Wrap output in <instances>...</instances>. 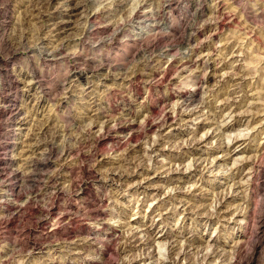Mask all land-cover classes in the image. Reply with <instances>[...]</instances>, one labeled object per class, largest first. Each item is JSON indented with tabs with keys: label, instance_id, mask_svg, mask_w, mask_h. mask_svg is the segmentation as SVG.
Wrapping results in <instances>:
<instances>
[{
	"label": "rangeland",
	"instance_id": "rangeland-1",
	"mask_svg": "<svg viewBox=\"0 0 264 264\" xmlns=\"http://www.w3.org/2000/svg\"><path fill=\"white\" fill-rule=\"evenodd\" d=\"M40 1L0 0V264L102 258L98 241L87 250L62 239L99 225L89 218L100 182L115 214L106 224L132 243L110 262L264 264V0ZM159 68L168 77L146 86ZM194 86L202 100L181 108L177 93ZM152 106L151 120L168 109L173 125L149 135L137 125L126 147L124 134L105 131L142 125ZM91 166L101 176L87 179L91 192L51 195V174L70 189Z\"/></svg>",
	"mask_w": 264,
	"mask_h": 264
},
{
	"label": "bare ground",
	"instance_id": "bare-ground-1",
	"mask_svg": "<svg viewBox=\"0 0 264 264\" xmlns=\"http://www.w3.org/2000/svg\"><path fill=\"white\" fill-rule=\"evenodd\" d=\"M38 1V0H37ZM48 1V0H47ZM52 1V0H51ZM73 1V0H72ZM71 1V2H72ZM34 2V1H33ZM43 2V1H42ZM45 2V1H44ZM79 2V1H78ZM36 3V2H35ZM39 3H41V1L39 0ZM77 3V1H75V4ZM31 4V3H30ZM38 5V4H37ZM70 5H71V3H70ZM77 5V4H76ZM30 6H32V5H30ZM30 6H29V8H30ZM40 6H42V5H40ZM39 6V7H40ZM47 6V5H46ZM45 6V7H46ZM75 6V5H74ZM38 7V6H37ZM44 7V6H43ZM48 7V6H47ZM41 8V7H40ZM56 8V7H55ZM73 8V7H72ZM219 8V7H218ZM70 9V8H69ZM41 10V9H40ZM202 10V9H201ZM29 11H31V9H29ZM74 11V10H73ZM34 12V11H33ZM32 12V13H33ZM51 12V11H50ZM202 12V11H201ZM36 13H37V11H36ZM88 13V12H87ZM35 14V13H34ZM39 14V13H38ZM200 14V13H199ZM31 15V14H30ZM29 15V16H30ZM59 15V14H58ZM37 18V17H36ZM127 21V20H126ZM87 22V21H86ZM20 23V22H19ZM57 23V22H56ZM55 23V24H56ZM120 23V22H119ZM118 23V24H119ZM122 23V22H121ZM58 24V23H57ZM59 24H60V22H59ZM126 24V23H125ZM83 27H84V25H82ZM118 27V26H117ZM116 28V27H115ZM121 28V27H120ZM58 31V30H57ZM64 31V30H63ZM117 31H119V29L117 30ZM80 35V34H79ZM9 36V35H8ZM9 38V37H8ZM15 38V37H14ZM24 38V37H23ZM65 38V37H64ZM63 38V39H64ZM11 39V38H10ZM13 39V38H12ZM11 39V40H12ZM21 40V39H20ZM84 41V40H83ZM9 42V41H8ZM36 42V41H35ZM38 42V41H37ZM61 42H63V41H61ZM10 43V42H9ZM12 43H14L13 41H12ZM11 43V44H12ZM16 43H17V41H16ZM26 43V42H25ZM24 43V44H25ZM15 44V43H14ZM18 44H20V43H18ZM13 45V44H12ZM63 45V44H62ZM14 46H17V47H19V45H14ZM21 46V45H20ZM43 46V45H42ZM47 46V45H46ZM16 47V48H17ZM55 47V46H54ZM57 47H59V46H56V48ZM15 48V47H14ZM64 48V47H63ZM42 49V48H41ZM44 50V49H43ZM52 50H55V49H52ZM66 53V52H65ZM64 53V54H65ZM61 55V54H60ZM203 55V54H202ZM210 58V57H209ZM42 59V58H41ZM49 59V58H48ZM37 62V61H36ZM39 62H40V60H39ZM42 63V62H41ZM121 63V62H120ZM189 63H192V61H190ZM194 63V62H193ZM104 64V63H103ZM109 64H110V62H109ZM112 64V63H111ZM105 65V64H104ZM147 65H148V63H147ZM173 65V64H172ZM190 65V64H189ZM193 65V64H192ZM102 66V65H101ZM139 66H140V64H139ZM144 66V65H143ZM182 66H183V64H182ZM182 66H181V68H182ZM106 67V66H105ZM156 67V66H155ZM160 67V66H159ZM170 67H172V66H170ZM169 67V68H170ZM184 67V66H183ZM190 67V66H189ZM217 67V66H216ZM8 68V67H7ZM79 68V67H78ZM116 68H118V69H120V71L122 70L123 72H120L119 74H121L122 76L124 75V74H126L125 73V70H126V68H124L123 66H117ZM107 69V68H106ZM164 69V68H163ZM162 68H159V69H155V70H153L149 75H148V78H146L145 80H144V82H145V84H146V86H149V82L153 79H158V81L159 80H161V79H163V78H165L166 79V76H167V70L166 69H168V68H166V69H164L163 70ZM188 69H190V68H188ZM102 70V69H101ZM131 70V69H130ZM214 70H216V69H214ZM214 70H213V72H214ZM11 71V70H10ZM106 71V70H105ZM105 71L103 72V73H105ZM0 72H2V71H0ZM32 72V71H31ZM97 72V71H96ZM99 72V71H98ZM130 72V71H129ZM182 72V71H181ZM212 72V71H211ZM8 73V72H7ZM110 73V72H109ZM116 73V72H115ZM133 73V72H132ZM214 73H216V72H214ZM214 73L213 74H211L210 73V75H208V77H206V78H204L203 80H199V82L197 83L196 82V84H199V83H205L206 81H209L211 78H213L214 77ZM2 74V73H1ZM10 74V73H9ZM37 74V73H36ZM118 74V73H117ZM119 74H118V76H119ZM141 74V73H140ZM219 74V73H218ZM7 75V74H6ZM73 75V74H72ZM83 76L84 75V73L82 72V71H76L75 73H74V76ZM106 75H108V73L106 74ZM134 75V74H133ZM203 75V74H202ZM132 75H130V77H131ZM139 76L140 75H137V74H135L134 76H132V78L130 79L131 81L130 82H134L136 79H138L139 78ZM7 77V76H6ZM126 77V76H125ZM142 77V76H141ZM140 77V78H141ZM168 77V76H167ZM15 78V77H14ZM119 78V77H118ZM129 78V77H128ZM186 78V77H185ZM12 79V78H11ZM40 79V78H39ZM197 79V78H196ZM122 80V79H121ZM126 80V79H125ZM8 82V81H7ZM10 82V81H9ZM13 82H14V80H13ZM129 82V83H130ZM183 82V81H182ZM3 84V83H2ZM5 85V84H4ZM3 85V86H4ZM16 85V84H15ZM66 85V84H65ZM122 85V84H121ZM191 85V84H190ZM9 86V85H8ZM12 86V85H11ZM131 86V85H130ZM205 86H207V85H205ZM201 87V86H200ZM116 88V87H115ZM149 88V87H148ZM147 88V89H148ZM194 89H192V90H194V91H181V92H179V93H177V97H178V99H180V100H182V102L181 103H179V104H182L183 103V105L181 106V108L182 107H184V106H186L187 108L189 107V106H191L192 107V105H194L195 103H197L198 102V100L200 99V98H198V96H197V93H196V91H197V88H196V86H194L193 87ZM262 88V87H261ZM2 89V86H0V90ZM11 89V88H10ZM117 89V88H116ZM121 89V88H120ZM150 89V88H149ZM115 90V89H114ZM114 90H112V91H114ZM2 91V90H1ZM123 92V91H122ZM171 98V97H170ZM3 99V98H2ZM168 99V98H167ZM172 99V98H171ZM170 99V100H171ZM200 100H202V99H200ZM64 101V100H63ZM197 101V102H196ZM205 100H203V102H204ZM1 102V101H0ZM61 103V102H60ZM205 103V102H204ZM203 103V104H204ZM200 104H201V102H200ZM3 105V104H2ZM4 106H5V104H4ZM7 106V105H6ZM195 106V105H194ZM197 106V105H196ZM2 107V106H1ZM185 107V108H186ZM10 108V107H9ZM190 108V107H189ZM2 109V108H1ZM198 108H196V110H197ZM180 110V109H179ZM187 110V109H186ZM148 111V110H147ZM182 111V110H181ZM190 111H194V109H192V110H190ZM150 112H156V107H154V106H152V107H150L149 108V111L145 114V119L143 118V120H144V122L142 123V125H140L141 123V121L140 122H138V123H140V124H137L136 122H134V121H130V122H128L127 123V121L126 122H123V123H119V122H113L114 124H108L107 123V125H104L105 126V131L107 132V133H112V134H117V133H122V134H124V137H123V140H121L122 141V143H123V145L126 147V144L127 145H130L131 144V142H135V141H137V139H139L140 137H141V132L143 131V132H145V134L146 135H149V133H151V132H155V131H157V130H161V129H166L167 127H169V126H171V125H173L172 123H173V120H174V115H176V114H174V115H172V113L170 112V111H168V109L166 110H164L161 114H160V116H159V118L157 119V120H151L150 119ZM2 113V112H1ZM181 113V112H180ZM183 113V112H182ZM181 113V114H182ZM195 114V113H194ZM199 114V113H198ZM144 115V114H143ZM11 116V115H10ZM101 116V115H100ZM133 116V115H132ZM131 117V116H130ZM99 118V117H98ZM176 118H177V116H176ZM208 119V118H207ZM124 120H125V118H124ZM118 121V120H117ZM121 121V120H120ZM123 121V120H122ZM99 122H101V121H99ZM109 122V121H108ZM106 123V122H105ZM112 123V122H111ZM225 123V122H224ZM97 125V124H96ZM137 125H138V127L140 126V128H141V130H136V127H137ZM100 126V125H99ZM103 126V127H104ZM101 128V127H100ZM91 129V128H90ZM102 129V128H101ZM104 129V128H103ZM101 131V132H100ZM100 131H98V132H100V133H97V135H95L94 136V140L92 141L95 145H97V144H101L102 142H104V140H105V135H106V133L104 132V130L102 131V130H100ZM141 131V132H140ZM110 135V134H109ZM108 136V135H107ZM117 136V135H116ZM196 138V137H195ZM202 138V137H201ZM88 139V138H87ZM90 139V138H89ZM85 140V139H84ZM119 140V139H118ZM53 141V140H52ZM197 141V140H196ZM201 141V140H200ZM83 142V141H82ZM194 143V142H193ZM199 143V142H198ZM228 143V142H227ZM224 144V143H223ZM119 145H120V143H119ZM55 146V145H54ZM70 147V146H69ZM228 147V146H227ZM57 148H59V147H57ZM64 148V147H63ZM49 149H51V147L49 148ZM131 149V148H130ZM135 149V148H134ZM52 150V149H51ZM66 150V149H65ZM76 150V149H75ZM126 150H129V148H127ZM55 151V150H54ZM73 151V150H72ZM135 151V150H134ZM60 152V151H59ZM70 152V151H69ZM124 152H127V151H124ZM123 152V153H124ZM54 153V152H53ZM51 154V153H50ZM73 154V153H72ZM62 155V154H61ZM60 155V156H61ZM68 155V154H67ZM120 155H121V153H120ZM131 154H130V151L129 152H127V154H124L123 155V157H124V159L122 158L121 159V161H123V160H125V159H127L128 161H129V156H130ZM49 156V155H48ZM58 156V155H57ZM133 156V155H132ZM120 157H122V156H120ZM61 158H63V157H61ZM67 159V158H66ZM131 159V158H130ZM45 160V159H44ZM132 160V159H131ZM50 161V160H49ZM126 161V160H125ZM124 162V161H123ZM122 162V163H123ZM6 163V162H5ZM33 163V162H32ZM36 162H34V164H35ZM39 163V162H38ZM121 163V164H122ZM126 163V162H125ZM131 163H132V161H131ZM175 163V162H174ZM163 164V163H162ZM172 164V163H171ZM36 165V164H35ZM126 166V165H125ZM168 167V166H167ZM39 168V167H38ZM61 168V167H60ZM59 169V168H58ZM57 169V170H58ZM253 169V168H252ZM32 170V169H31ZM35 170V169H34ZM38 170V169H37ZM56 169H54L53 171H57ZM249 170H250V167H249ZM59 171V170H58ZM61 171V170H60ZM100 171H102V170H100ZM170 171H171V169H170ZM32 172H34L33 170H32ZM99 171H96L95 170V168H94V166H91V167H88V168H84V170H83V173H84V175L86 176V177H84V179H86V180H81V181H78V182H76L75 181V179L74 178H71L69 181H70V189H66V188H64V187H58L57 186V181H58V175H55V172H54V174H51V176L47 179V182H48V188L49 189H52L53 191L51 192V195H57V194H66V193H68L70 190H71V192L72 191H74V192H76V194L77 195H82V194H86L88 191H90L91 192V190H90V184L88 183V181H87V179L89 180V179H91V180H93V181H101L100 180V178H101V176H100V174L98 173ZM124 172H125V170H124ZM128 172V171H127ZM250 172H252V171H250ZM58 174V173H57ZM105 174V173H104ZM104 174H102L103 175V177H104ZM120 174H121V172H120ZM126 174V173H125ZM105 175H107V173L105 174ZM35 176V175H34ZM49 176V175H48ZM110 176V175H109ZM124 176V175H123ZM250 176V175H249ZM23 177V176H22ZM38 177V176H37ZM63 177V176H62ZM72 177H73V175H72ZM107 177V176H106ZM128 177H130V176H128ZM111 178V177H110ZM46 179V178H45ZM112 179H113V177H112ZM252 179H254V178H252ZM35 180H37L36 178H35ZM114 180V179H113ZM92 182V181H91ZM106 184V183H105ZM105 184H103L102 182H100V184L99 185H97V187H96V190L95 191H92V193L94 194V197H93V200H94V202L95 203H97V205H99V210H96L93 214H91L90 216V218L89 219H94V221H96V222H98L99 223V225L97 226H92V224L91 225H89L88 227H87V230H85L86 228H82V229H78V230H76V231H74V229L73 230H66V231H68L67 233H65V234H63L62 235V239H63V243L66 241V240H69L70 241V243L71 244H75L76 246H78V248L80 247V248H83V249H87V250H90L92 247H93V245L95 244V242L96 241H98V242H100L101 243V245H102V247H101V250H96V252H99L98 254H101V257L102 258H96V257H94L90 262H89V264H114L113 262H110V259H108V255L109 254H115V253H119V252H121V251H123L126 247L128 248V246L130 247L131 245H132V243H131V245L128 243V241H124V237H126L125 235H124V237H123V233L121 232V231H119V230H116L114 227H109L106 223V221H108V218L110 217V218H112L113 216H115V214H113V212L111 211L110 212V210L108 209V205H109V199H110V196H109V192H108V189H107V186L105 185ZM249 184V183H248ZM92 186V185H91ZM94 186V185H93ZM38 187V186H37ZM94 189V188H93ZM8 191V190H7ZM38 191V190H37ZM36 191V192H37ZM44 191V190H43ZM5 192V191H4ZM46 193V192H45ZM70 193V192H69ZM89 193V192H88ZM189 193H190V191H189ZM6 194V193H5ZM15 195V193H14V191H11L10 192V195ZM36 195H40V193L39 192H37V194ZM36 195H33V196H35L36 197ZM42 195V194H41ZM55 195V196H56ZM92 195V194H91ZM35 197L33 198V199H35ZM51 198V197H50ZM11 199V198H10ZM52 201V200H51ZM53 201H54V199H53ZM30 202V201H29ZM37 202V201H36ZM49 203V202H48ZM11 204V203H10ZM16 204V203H15ZM14 204V205H15ZM50 204V203H49ZM92 206V205H91ZM11 207V206H10ZM249 208V207H248ZM54 209H55V207H54V204H50V205H48L47 206V210H48V212H53L54 211ZM47 210H46V213H47ZM36 211V210H35ZM38 211V210H37ZM55 212V211H54ZM57 212H58V210H57ZM88 212H89V210H88ZM220 212V211H219ZM45 214V213H44ZM232 214V213H231ZM38 215V214H37ZM57 215H59V213L57 214ZM55 216V215H54ZM231 216V215H230ZM234 216V215H233ZM55 217H57V216H55ZM54 217V218H55ZM117 217V216H116ZM122 217V216H121ZM261 218V217H260ZM263 218V217H262ZM261 218V219H262ZM259 219V218H258ZM257 219V220H258ZM88 220V219H87ZM230 221V220H229ZM259 221V220H258ZM53 222H54V220H53ZM52 222V223H53ZM51 223V224H52ZM90 224V223H89ZM129 225V224H128ZM263 225V224H262ZM53 226L54 225H52L51 227H52V229H51V235H50V239H49V243L51 244V243H53L55 240H54V237L57 235H55V233H56V228H53ZM69 227V226H68ZM72 229V228H71ZM264 231V230H263ZM130 233V232H129ZM48 234V233H47ZM49 235V234H48ZM137 236V235H136ZM36 238V237H35ZM56 238V237H55ZM61 238V237H60ZM131 238H132V236H131ZM134 238V237H133ZM132 238V239H133ZM136 238V237H135ZM64 239H65V241H64ZM122 239H123V241H124V243H121L120 242V240L122 241ZM132 239H130V241L132 240ZM35 240V239H34ZM57 240V239H56ZM129 240V239H128ZM134 240V239H133ZM260 240V239H259ZM60 241H62V240H60ZM262 241V240H261ZM68 242V241H67ZM60 243V242H59ZM66 243V242H65ZM260 243V242H259ZM42 244V243H41ZM41 244L39 243V240L38 241H34L33 242V249H39L40 247H41ZM46 244H47V242H46ZM73 244V245H74ZM115 244H117V246L115 247L114 245ZM49 245V244H48ZM72 245V246H73ZM32 246V245H31ZM71 246V247H72ZM236 248V247H235ZM262 248H263V246H262ZM32 249V250H33ZM125 251H126V249H125ZM173 251H174V249H173ZM237 251V250H236ZM239 252V251H238ZM174 253V252H173ZM82 254V253H81ZM186 254V253H185ZM238 254V253H237ZM131 255H132V252H131ZM206 256V255H205ZM88 257V256H87ZM133 257V256H132ZM136 257V256H135ZM112 258H113V256H112ZM134 259V258H133ZM3 259H1V261H2ZM134 261V260H133ZM132 261V262H133ZM175 261V260H174ZM4 262V261H3ZM131 262V261H130ZM130 262L128 263V264H130ZM2 263V262H1ZM132 264H134V263H132ZM172 264V263H171ZM214 264V263H213Z\"/></svg>",
	"mask_w": 264,
	"mask_h": 264
}]
</instances>
